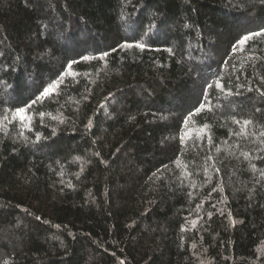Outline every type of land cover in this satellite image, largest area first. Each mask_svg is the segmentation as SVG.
<instances>
[{
  "label": "trees",
  "instance_id": "obj_1",
  "mask_svg": "<svg viewBox=\"0 0 264 264\" xmlns=\"http://www.w3.org/2000/svg\"><path fill=\"white\" fill-rule=\"evenodd\" d=\"M261 30L264 0H0V264H264Z\"/></svg>",
  "mask_w": 264,
  "mask_h": 264
},
{
  "label": "snow or ice",
  "instance_id": "obj_2",
  "mask_svg": "<svg viewBox=\"0 0 264 264\" xmlns=\"http://www.w3.org/2000/svg\"><path fill=\"white\" fill-rule=\"evenodd\" d=\"M260 35H264V30H261V32H256V33H251L248 36L243 37V39L241 41H239L240 44H243L245 41H247L248 39L254 37V36H260ZM137 48H144L143 44H137L135 45ZM129 47H131V45H129ZM84 59H88V57H84ZM57 87V83L54 82L53 84L49 85L48 87H45L43 89V92L41 93V97H47L50 96L52 94V92L55 90V88ZM209 87H211V85H209ZM217 88H220L221 90H223V86L217 82L216 84ZM262 95H264V93H261ZM41 97H38L37 99H40ZM33 103H35V101H33ZM205 105L203 103L200 104V107L197 108L195 111L198 113L200 112L202 109H204ZM41 115H43V113H41ZM15 116L19 117V119L23 122L24 120L28 119L26 114H25V109L24 108H18L16 109L15 112ZM5 119H7V117H5ZM249 123H251L250 121H244V125H248ZM207 126H204L203 128H201V132H204L206 130ZM243 131V128H242ZM260 135L264 136V132L260 133ZM245 156H247V154H244ZM5 264H7V262H5ZM121 264H124L123 261H121Z\"/></svg>",
  "mask_w": 264,
  "mask_h": 264
}]
</instances>
